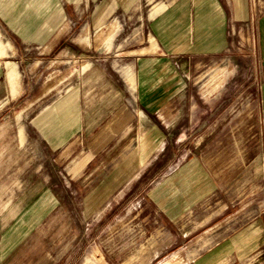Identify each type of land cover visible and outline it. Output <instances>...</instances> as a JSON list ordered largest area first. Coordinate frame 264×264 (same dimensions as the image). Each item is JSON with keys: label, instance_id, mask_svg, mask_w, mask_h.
<instances>
[{"label": "crops", "instance_id": "crops-1", "mask_svg": "<svg viewBox=\"0 0 264 264\" xmlns=\"http://www.w3.org/2000/svg\"><path fill=\"white\" fill-rule=\"evenodd\" d=\"M37 8L147 13L134 47L125 41L116 52L124 51L85 65L62 87L49 82L46 65L66 24L45 35L35 25L12 51L0 20V264H68L80 235L75 188L139 182L152 165L139 155L164 153L149 142L156 122L168 139L186 118H210L209 159L192 164L206 172L209 193L186 170L170 182L162 213L184 237L209 227L212 242L186 264H264V198L249 199L264 163V0H40ZM208 71L209 86L200 85ZM141 138L146 147L132 149ZM140 215L127 225L131 249Z\"/></svg>", "mask_w": 264, "mask_h": 264}, {"label": "rangeland", "instance_id": "rangeland-1", "mask_svg": "<svg viewBox=\"0 0 264 264\" xmlns=\"http://www.w3.org/2000/svg\"><path fill=\"white\" fill-rule=\"evenodd\" d=\"M0 2L5 7L2 10L4 17L1 16L0 20L8 27V35L13 36L12 51L19 49V45L24 46L20 44L22 34L26 31L34 34L35 25L36 30H43L42 35H45L51 30L52 24H66L62 30L59 29L58 34L61 36L63 32L69 31L68 35L63 38L58 50L53 52L56 57L46 65L49 68L46 73L49 82L58 83L60 87L68 79L80 74L85 65L89 66L96 59L124 51L121 47L116 52L117 47L124 46L125 41L132 42L133 46L135 39L141 40L140 37H144L146 10L112 11L107 16H99L98 12L95 15L96 10L70 11L58 12L59 15L55 16L57 12L38 10L40 0ZM68 23L72 26H67ZM111 25L116 27L115 32L111 40H106L105 35ZM201 75L200 85L209 86L213 74L208 71ZM135 120L141 121L140 118ZM143 126L145 130L146 125ZM155 126L153 134L151 132L154 140L150 139L149 142L151 145L154 141L157 150L165 146L164 153L139 155L140 163L152 162L142 172L139 182L129 186H115L111 179L101 183L96 181L91 186L81 187V190L75 188L74 211L80 235L73 250L69 252L73 259L68 264H86L92 258L102 260V264H162L166 261L186 264L211 247L210 234L206 233L209 227L184 237L178 234L175 225L162 213V197L174 191L170 182L177 179L179 174H185L186 170L200 176V182L204 184L202 192L209 193V187L205 186L208 180L206 172L195 168L193 170L192 164H201L209 159L210 118H186L184 122L172 125L171 137L168 139L162 138L164 131L168 133L163 124L156 122ZM180 133L186 136L179 140ZM146 142L144 138L136 139L131 148L142 149L146 147ZM261 167L260 186L250 189L252 205L264 198V163ZM131 211H141L139 218L146 217L143 220L144 226L137 228L138 234L142 233L140 241L132 249L126 239L131 232L127 225L131 223V215L135 214ZM167 230L171 234H167Z\"/></svg>", "mask_w": 264, "mask_h": 264}]
</instances>
